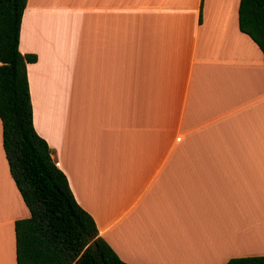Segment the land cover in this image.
Instances as JSON below:
<instances>
[{"label":"crops","instance_id":"1","mask_svg":"<svg viewBox=\"0 0 264 264\" xmlns=\"http://www.w3.org/2000/svg\"><path fill=\"white\" fill-rule=\"evenodd\" d=\"M238 2H25L17 48L35 55L33 128L125 263L264 255V58L238 28ZM83 102L101 113L69 111ZM28 215L0 123V264H15L13 224Z\"/></svg>","mask_w":264,"mask_h":264},{"label":"trees","instance_id":"2","mask_svg":"<svg viewBox=\"0 0 264 264\" xmlns=\"http://www.w3.org/2000/svg\"><path fill=\"white\" fill-rule=\"evenodd\" d=\"M26 0H0L1 143L9 174L28 209L13 224L15 264H128L97 235L92 217L75 201L50 148L33 128L25 65L34 54L17 48ZM238 28L264 58V0H239ZM223 264H264V255Z\"/></svg>","mask_w":264,"mask_h":264},{"label":"rangeland","instance_id":"3","mask_svg":"<svg viewBox=\"0 0 264 264\" xmlns=\"http://www.w3.org/2000/svg\"><path fill=\"white\" fill-rule=\"evenodd\" d=\"M87 102H83V103H75V104H68V109L69 111H75V113L78 115L80 113L86 114L88 112L90 113H101V104H97L95 103L93 107L90 106V104H86ZM74 113V114H75ZM45 117H46V123L51 125L52 130H55L56 127V122H55V113L54 111H52L50 108H48L45 111ZM77 118L73 121H71V126L73 128H77ZM80 124H82L83 126H89L90 123H92L93 121H89L87 123V120H79ZM97 125L102 128L103 125V118L97 119L96 120Z\"/></svg>","mask_w":264,"mask_h":264}]
</instances>
